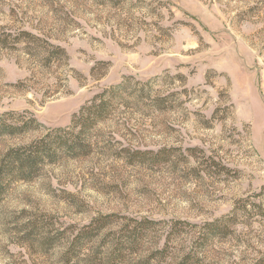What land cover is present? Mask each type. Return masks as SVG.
I'll list each match as a JSON object with an SVG mask.
<instances>
[{"label": "rangeland", "instance_id": "1", "mask_svg": "<svg viewBox=\"0 0 264 264\" xmlns=\"http://www.w3.org/2000/svg\"><path fill=\"white\" fill-rule=\"evenodd\" d=\"M123 78L142 90L96 127L89 155L4 194L0 264H62L59 232L108 213L160 221L159 247L173 222L189 224L172 240L178 253L191 225L239 199L248 210L209 241L204 262L252 264L264 254V0H0V118L39 124L0 150L70 126ZM46 231L61 237L49 252L36 239Z\"/></svg>", "mask_w": 264, "mask_h": 264}, {"label": "trees", "instance_id": "2", "mask_svg": "<svg viewBox=\"0 0 264 264\" xmlns=\"http://www.w3.org/2000/svg\"><path fill=\"white\" fill-rule=\"evenodd\" d=\"M100 1L112 5L122 2ZM22 34L29 35L27 32ZM55 50L57 53H63L59 47ZM131 89L133 92L142 90L134 88L130 78H123L118 84L103 89L81 105L72 115L70 126L48 129L42 136L28 143L0 150V201L14 182L33 180L45 166L56 164L63 158L75 159L89 155L93 149V131L100 123L110 118L119 106L124 105V94ZM160 99L157 97L153 100L157 102ZM9 115L11 116L7 113L0 118V139L20 136L39 125L33 117L12 121L9 120ZM195 150L188 149L192 153ZM126 151L130 159H144L147 154L153 153ZM164 151L166 150H158L156 154ZM246 201L239 199L229 214L205 222L199 226V230H196L197 226L191 225L196 236L190 246L178 253L174 252L172 240L176 234L185 230V227L179 225L189 226L187 223L173 222L163 245L159 247V233L157 237L154 235L158 231L160 221L116 213L98 214L87 224L76 228L70 236L65 235L66 229L59 232L65 240L60 259L62 264H205V249L209 241L226 237L232 232L231 226L236 222L238 213L248 210ZM36 239L44 252H49L61 237L57 238L55 234L46 231L40 233ZM252 264H264V254Z\"/></svg>", "mask_w": 264, "mask_h": 264}]
</instances>
